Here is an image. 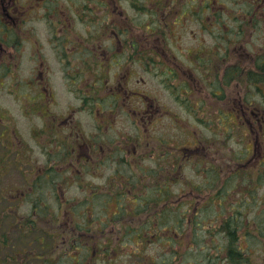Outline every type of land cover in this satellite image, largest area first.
Listing matches in <instances>:
<instances>
[{
	"label": "flooded vegetation",
	"instance_id": "flooded-vegetation-1",
	"mask_svg": "<svg viewBox=\"0 0 264 264\" xmlns=\"http://www.w3.org/2000/svg\"><path fill=\"white\" fill-rule=\"evenodd\" d=\"M129 2L135 3L133 10H143L153 28L130 17L121 0H0V71H11L17 82L19 70L27 65L31 75L19 82L27 93L21 92L15 101L21 114L40 121L31 124L30 141L21 140L12 114L0 107V264H145L152 258L143 255L139 246L149 225L130 220L105 226L74 222L79 208L78 203H70V189L76 186L80 193L85 191L86 199L99 196L116 201L119 212L114 216L122 211L143 219L152 209H145V201L152 198L143 190L152 187L151 194L156 191L159 201L169 192L171 205L170 186L177 180L171 169L177 172L182 164L176 150L174 159L169 155L166 160L163 154L168 152L163 147L167 141L161 132L152 146L145 143L146 121L177 118L166 98L185 106L189 118L196 111L200 120L215 118L212 103L218 104L217 119L224 121L233 115L240 123L250 120L246 115L249 106L256 101L264 105V38H258L260 46L251 49L243 48L242 40L262 34L264 0H128L127 5ZM227 5L235 9L228 12ZM228 21L233 22L232 28H227ZM135 29L137 37L133 36ZM227 36L240 44L239 53L226 48ZM184 40H189L187 45ZM137 68L141 74L137 83L146 85L143 76L152 77L158 89L154 98L134 80L131 83ZM58 72L61 82L75 94L73 101L60 102L56 96L53 76ZM231 86L237 95L227 97ZM194 103L201 107L195 110ZM250 112V118L261 122L258 110ZM81 113L90 117L88 129L81 123ZM115 114L128 116L134 124L133 134L123 130V140L116 142L109 136ZM248 124L252 131L250 121ZM182 152V161L191 153L193 156V150L184 148ZM146 153L156 154L153 177L145 176L142 163ZM102 169L109 172L105 188L98 193L92 180ZM190 194L198 200L209 199ZM2 201L10 207H2ZM129 201H138L141 209L133 210ZM158 206L152 213L157 218L163 210ZM155 226L148 231L153 233L150 240L160 242L155 238H161L162 226ZM211 227L188 225L187 229L191 233L193 228L206 229L210 238L223 236V247L216 249L215 259L227 260L220 254L226 251L229 256L227 245L232 238L239 239L238 232L222 225ZM164 228L174 249L178 226ZM130 235L137 239L136 251L125 248ZM235 243L234 257L240 258L244 253L239 242ZM173 249L159 264H179L178 250ZM119 255L128 260L124 262ZM153 262L157 264V258ZM208 262L216 264L211 256Z\"/></svg>",
	"mask_w": 264,
	"mask_h": 264
},
{
	"label": "rangeland",
	"instance_id": "rangeland-1",
	"mask_svg": "<svg viewBox=\"0 0 264 264\" xmlns=\"http://www.w3.org/2000/svg\"><path fill=\"white\" fill-rule=\"evenodd\" d=\"M127 1L128 0H121V3L123 7H125L128 15L130 17H133L135 21L141 22L145 26L149 25L151 26V28H153V25H150L149 17H146L147 15H144L143 12H141L143 10L140 11L138 9H134L138 12L136 13L131 8L132 4L135 3L129 2V4L127 5ZM152 2H154V0H152ZM234 9L227 5L228 12ZM242 10L243 9H240V11ZM228 12H226L227 15ZM234 14L237 15L236 12ZM232 23L233 22L228 21L227 28H232V26H234V24ZM136 31L137 29H135L133 34V36L135 37H137ZM259 32H262V34L257 35L255 33V35L253 36H243L242 40L245 39L243 48H258L261 43L257 39L260 37L264 38L263 24L261 25V29ZM188 41L184 40L183 43L187 45ZM211 42L212 41L209 39L208 43L211 44ZM194 44L196 43L194 42ZM225 46L227 49L235 50L237 53H239L242 48L240 47V44L236 42L232 37L228 39V36L225 42ZM50 64L53 67L56 66L55 62H52ZM24 66L27 67L26 64H24ZM26 67L22 66L23 69L19 70L18 74L20 78L17 79V82L12 80L13 74L11 73V71L10 73L6 72V70L0 71V107L2 108L3 112H5V110L7 109L8 112L12 114V118L16 123L15 128L18 130V135L21 140L22 138L24 140H29L28 134L31 124H38L40 122L38 119L34 118L31 115L26 114L25 117L23 114H21L15 101V98H17V95L19 96L21 92L22 95H26L27 93V89L23 85H21L22 87L19 88V82L21 80H26L31 75L29 69ZM136 70H138V75H136L132 79L131 83L133 82V80L135 83H137L135 80L141 76L140 69L137 68ZM58 75H60L59 72L58 74L55 73V75L53 76L56 96L58 97L60 102L73 101L75 94L69 92V89L61 82ZM143 79L146 80V85L143 83H137V85L142 90H147L150 96L154 98V95L158 89L156 88L152 77L146 74L143 76ZM16 83H18V86L16 87V89H18L17 91L15 90ZM12 91H16L17 94ZM196 91L197 90H195L194 93L195 97L197 98L199 94H196ZM236 92L237 89H235L233 86L227 87L226 96L233 97L235 94L237 95ZM165 96L168 97L166 94ZM166 102L168 108L172 107V109L175 110L177 118L173 120L164 118L161 121H146L145 143L146 147L148 142H150V146H152V142H154L155 136L159 134V132H161L162 138L164 139V141H167V146L163 147V150H165L164 152H168L167 156L166 154H163L166 157V160L168 159L169 155H173V160L176 150L177 156L179 158V163H182L180 169H177V172L174 170V168L171 169L173 173L172 176H177V180L170 186L172 201L170 205L169 195V199L167 201L168 207L170 205L173 210L178 207L181 208V211L183 212V210H185V208L187 207H185V203H191L192 200L190 198L195 199L194 197H196V195L192 197L190 193L201 194L203 196H209V198H213L214 193L212 194L210 191H208V193H202V191H204L203 188H205L206 185L210 186L211 183H214L213 186L215 188L222 185L224 187L225 185V188H227V199L224 204H226V206L230 204L240 206V210L242 212L241 217L237 216L236 218H234V220H237V222L239 223L236 225V230L238 231L239 237L238 246L243 250L244 258H247L250 264H264V105L259 104L260 102L258 103L256 101L253 106H249L248 109H246V115L248 117V120L250 119L249 121L251 123L252 131H250V124H248L249 121L240 123L233 115H227L224 121H222L221 119H217L216 114L218 111V104H215L217 105L215 106L214 104L209 103V105L212 107H210V111L214 110L215 108V118L212 119V117L207 116L205 117L206 119L200 120L196 116L197 111L193 118H189L184 109L185 106L181 107L180 104H176L169 97L166 98ZM199 107H201L200 104L196 105V103H194L195 110H197V108ZM225 108L226 112L229 113L228 109H231L230 105L226 104ZM256 110L259 111L261 120V122L258 123H256V120H254L253 118H250V111ZM199 114L200 116H203L201 113ZM80 119L81 123L86 127V129L91 126L90 117H88L85 113L80 114ZM133 128V121L129 119L128 116H117V114H115L111 127L109 128V136L113 140H115V142L118 139L123 140V130L126 133L133 134L131 131L133 130ZM146 147L144 145V151L145 149H147ZM184 148L193 150V156H191L192 153L190 155L187 152L190 157L182 161L181 159L184 156V153L182 151L184 150ZM119 149L120 148H114L115 151H118ZM228 157L232 158L228 159ZM115 159H118V156L115 157ZM154 160L156 161V154H145V160L143 161L142 165L145 168L146 177L154 176ZM168 162H171V160ZM212 168H215V170L212 171ZM218 169L221 172L220 177L213 178L210 173L213 172L214 174H216V171L218 172ZM149 170L153 171V173L148 174ZM108 172V169H102L100 170L99 174L95 175V179H93L92 181L94 182V186L97 185L99 187L96 192L100 193L102 192V189L105 188L103 183L105 182V178L107 177ZM162 175H166L165 170L162 171ZM144 183L146 184V181H144ZM140 188H142L143 190L145 187L143 188V186L141 185ZM151 190L152 187L144 189V195L148 198H152L154 202H160L159 200H157L158 193L154 191V193L151 194ZM216 190L217 189L213 191L215 192ZM89 192L93 191L89 189ZM70 197V203H78L79 208V210L77 209L79 216L73 218L75 219L74 222L80 221L82 224L83 220H86L87 224L89 225H100L99 222H101L103 223L101 225L105 226L106 223H108L109 225H122L125 223L128 224V220H130V223L136 220L135 218L126 215L122 211L118 216H114L116 212H119L116 201L103 200L99 196L93 197L92 199H86L87 194L85 193V191H81L80 193L76 186L70 189ZM74 198H77V200H74ZM197 198L202 199V197L200 196H197ZM152 200H149V204H154ZM195 200H197V202L203 201L198 199ZM47 201L55 206V202L53 200L47 199ZM2 203V207H10L7 205V202L2 201ZM125 203L127 204V201ZM21 204L22 203L17 205L13 203V206L20 208ZM133 205L134 204L131 203V206ZM162 205L165 206L166 203L162 204L161 202V206H158V208H160L161 210ZM21 207L26 208V205L23 204ZM148 208L149 205L146 209ZM153 208L154 207H152V209H150L149 211H146V213L144 214L145 216L142 217L144 221L154 220V218H157L155 215H152ZM217 213H219L220 215L221 213H223L224 216L218 218L219 215H215V217H212L213 214ZM234 214V211L230 209H227L226 211L220 210L218 205L215 204L212 209H208V211L203 214V219L205 218L206 221H208L207 223H210L212 221H216V218H218V221L221 222L223 219L227 220ZM107 217L112 219L107 222ZM197 217L198 216H195V219ZM170 219L172 220V217H170ZM67 222H69V220ZM160 222V220H154L153 224H148L150 227L148 226L144 230L151 231L152 225L154 227H156L155 225H161V237L163 239H168L170 237V234L169 232L165 231L164 226H167L170 223L166 224L167 222L164 221L165 223L162 224V222ZM187 226H183V232H178V244L174 246V249L178 250V256L180 258L179 264H213L208 262L209 256H211V259L215 260L216 264H231L229 259L224 261L221 259H217V261L215 259V255L217 254L216 249L223 247V236L210 238L206 235V233H204V230L206 229L196 230L195 228H193V233H191L190 228L187 229ZM203 226H212L211 230H213L215 228L217 229L219 225L217 224V222H215L213 225H206L205 222ZM148 231H146V233L149 234V238L152 240V233ZM187 231H189L190 233H188ZM90 235L91 234H88L87 236ZM134 237L135 236L130 235L129 240L125 244V248H128L130 251H136L138 248L135 247V244L137 245V239ZM192 237L193 243L191 241ZM149 238L146 239V241H144L141 246H139V249L143 250V255H145L146 257L150 256L152 258L150 260H145V264H155L153 262L155 258H157V264H159L162 260L170 257L171 247L168 244H164L163 241L151 242ZM82 241L84 242V239ZM82 247L87 248L88 252L90 253V248L85 245ZM189 247L191 248L189 249ZM188 249L191 251H189ZM185 251H187V253L189 254L184 255ZM125 256L126 255H124L122 259L121 255H119L121 260H123L124 262L128 260L125 259ZM131 256L136 257V255H133V252L131 253ZM220 256L228 257L226 251L221 252Z\"/></svg>",
	"mask_w": 264,
	"mask_h": 264
},
{
	"label": "trees",
	"instance_id": "trees-1",
	"mask_svg": "<svg viewBox=\"0 0 264 264\" xmlns=\"http://www.w3.org/2000/svg\"><path fill=\"white\" fill-rule=\"evenodd\" d=\"M227 135H229V134H227ZM232 157H228V159H230ZM237 157H235V158H237ZM178 169H180V165H178ZM213 170H215V168H212V171ZM207 171H208V169H207ZM220 173L221 172L218 169V172L216 171V174H214L213 172L210 173V174H211V176L213 178H219L220 177ZM213 185H214V183H211L210 186L206 185L205 188H203L204 191L199 190V191H202V193H208V191H210L212 194L214 193L213 194V198H209L207 200L205 199L206 201H202V202H199V201L197 202V200H193L191 203L186 202L185 203V207L186 206L187 207L185 208V210H183V212L181 211V208H178V207H176L175 211L173 212V210H172L173 208L170 205L168 207V204H167V201L169 199V192L167 193V197L163 193L161 198H160V206H161V202H162V204L166 203V205L165 206L162 205V209L163 210H162V213H161V217L154 218V220H157V221L160 220L162 222V224H164L165 222H167L166 224H169V223L170 224H175L176 226H178V232L179 231H182V232L184 231V229H182L184 225L185 226H187V225L203 226L205 222H206V225H213L215 222H217L218 225L225 226V228H227V230L231 231L232 233L236 232L237 231L236 230L237 229L236 225L239 224V223L237 222V220H234V218H236L237 216L241 217L242 212L239 211L240 210V206L231 205V204L226 206V204H224V202L227 199V190H226L227 188H225V185H224V187H223V185L222 186H218L217 185L218 186L217 188H215ZM215 189H217V190L214 192L213 190H215ZM131 203L134 204L133 205V207H134L133 210H140L141 209L140 203L138 201H133ZM131 203H130V205H131ZM158 203H159L158 201H155L154 204H149V200H146L145 201V209L148 207V205H149L150 208H152L154 206L157 207ZM215 204L218 205L220 210L230 209L232 211H235L234 212L235 214L230 216L227 220L223 219L221 222L218 221V218L224 216V214L223 213H221V215L219 213L213 214L212 217H215V215H219V217L216 218V221H212L210 223H207L208 221H206L205 218L203 219V217H204L203 214H205V212H207L208 209H212ZM127 207H128V205L124 206V208H127ZM192 211H193V213H192ZM134 214H136V213H134ZM199 214H201V215H199ZM206 215H208V214H206ZM130 216L132 218L136 219L135 221L131 222V223H134V224L141 223V224H144V225L145 224L146 225H148V224L150 225L151 223L153 224V221H154V220L144 221V219H141L137 215L133 216V214H130ZM195 216H198V217L195 219ZM170 217H172V220L170 219ZM111 219L112 218H108L107 217V222L109 220H111ZM85 224H87V221L83 220L82 225H85ZM99 224L101 225L103 223L99 222ZM169 225H167V226H169ZM166 230H168V228ZM151 235H153V233ZM148 238H149V234L147 233L145 238L143 240H141V241L144 242ZM155 239H158L160 242L163 241L164 244H166V242H167L168 245L173 249V244L170 245V242H171L170 240L171 239H163L162 237L161 238L156 237ZM149 240H150V238H149ZM235 242L238 243L239 240L235 239V238H232L229 241V244L227 245V250L229 251V256H228L227 259L230 260L231 264H250L249 260L247 258H244V254H242V252L240 254V258H235L234 257L235 255H237V250H238L237 249V244ZM171 255H172V253H171ZM147 257H150V256H147Z\"/></svg>",
	"mask_w": 264,
	"mask_h": 264
}]
</instances>
